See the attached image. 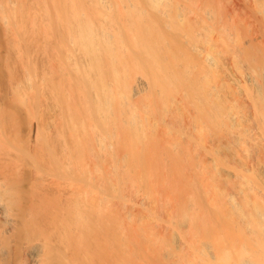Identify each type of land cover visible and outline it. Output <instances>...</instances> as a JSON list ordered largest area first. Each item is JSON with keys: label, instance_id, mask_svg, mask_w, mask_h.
I'll return each instance as SVG.
<instances>
[{"label": "rangeland", "instance_id": "rangeland-1", "mask_svg": "<svg viewBox=\"0 0 264 264\" xmlns=\"http://www.w3.org/2000/svg\"><path fill=\"white\" fill-rule=\"evenodd\" d=\"M122 1L137 33H128L134 43L124 42L120 59L149 87L111 113L95 111L86 90L89 140L79 157L70 129L84 133L73 110L81 96L73 93L72 70L58 67L64 51L57 45L81 69L86 56L54 24L48 34L40 31V0H0V201L6 205L0 264H27L34 242L42 264H64L61 258L67 264H216L203 254L207 243L226 252L224 261L237 258L234 214L222 198L229 185L214 176L209 157L230 129L260 130L263 110L246 72L264 69V0H157L155 8L147 0ZM16 22L22 30L13 29ZM111 25L121 27L118 20ZM59 75L72 91L68 105L50 90L62 86ZM121 126L136 140L134 155ZM250 141L257 144L246 138L239 145L247 157L254 154ZM78 157L81 170L74 167ZM74 186L85 197L74 200ZM73 201L81 225L68 233L52 216L59 212L68 223Z\"/></svg>", "mask_w": 264, "mask_h": 264}, {"label": "bare ground", "instance_id": "bare-ground-1", "mask_svg": "<svg viewBox=\"0 0 264 264\" xmlns=\"http://www.w3.org/2000/svg\"><path fill=\"white\" fill-rule=\"evenodd\" d=\"M147 1L153 8L157 6L155 3L157 0ZM40 2L42 10V12H40L42 22L40 21V24H38L40 31L48 34L54 24L64 36H67L71 40L76 50L87 58L86 68L84 67L85 69H81L75 59H73L75 61H72L70 64L68 60L69 53L66 57L67 53L64 55L66 52L64 46L61 44L57 45L59 50L61 49L64 51H62V57H57L58 67H63V69L60 68L61 70L65 68L72 70L74 77L70 81L73 80L75 84L73 93L81 96V100L73 105V110L79 114V117L83 120L82 126L78 125L81 129H78L79 131H83L82 129H84V133L81 132L82 134L79 137L80 133L78 134L77 130L76 132L75 130L73 131V125L72 129H70L74 138H76L74 142L75 152H77L76 155L80 157L81 153L84 152L83 147L86 146L84 145L85 142L87 144L89 140V134L86 132L88 129L86 128L88 127L87 125H89L87 114L89 115L91 111L89 107L91 106L88 102L87 105L83 103V99L87 97L85 93L86 90L93 92L91 98L94 99L93 106L95 111L98 109L101 110L102 108L100 107H103L105 108L103 111L111 113L120 111L124 106L123 101L127 100V98L137 99L143 96L146 89L149 87V83L143 75L133 72V74H130L131 72H128L125 62L120 59V57L124 55V42L134 43L133 38L130 36L132 35L130 31L137 33V30L131 27L132 22L128 20V11L122 0H110V2L108 0H87V2L86 0H40ZM49 7L53 10V15L50 17L48 16ZM21 8L18 10V15L21 12L20 15L22 16V11H25L26 8L24 6ZM16 13L17 11H11V17ZM34 17L35 15H33L31 19L29 18V22L32 21V26L30 23L29 27L31 31L35 29L33 26L36 27V21L34 22L32 20ZM136 17H138V15H136ZM35 20L38 19L36 18ZM114 20H118L121 27L112 29L111 24L114 23ZM19 23H14L13 29L15 31L22 30V24L21 22ZM120 30L121 34L119 32ZM128 33H130V35ZM125 34H127L126 37ZM140 47L143 46L140 45ZM140 47L139 49H141ZM142 49L147 52L145 48ZM132 61L137 62L136 59H132ZM259 68H257L259 71L252 68L246 72V80L250 87L255 89L253 92L257 93H255L256 95L253 94L255 96V103L259 101L258 104H260L261 108L258 107V109L263 110V112L258 110L262 121L260 130L259 127L255 132L249 129H230V131H227L226 136L217 137V142L213 148V154L209 157L211 162L210 168L214 171V176L224 185L226 184V187L227 183L229 185V188H225L223 194L222 190L218 187H216L218 189H214V191L217 193L220 192V194L224 196L222 197L223 203L234 214V221L231 224L234 234L232 246L237 249V258L232 262H226L223 260L226 256L225 251H220V253H218V250H215L210 243L205 244L203 254L210 259H214L216 264H264V144L261 147L258 145V140L264 141V93L261 91V89H264V69ZM135 69L136 66L134 65L132 71H135ZM59 76L57 81L59 79L58 82L60 84L63 83L62 86L55 83L53 85L50 84V90L55 94L59 102L63 105H68L70 92L72 94L71 90H64V87L68 83L66 82L65 84L64 82L68 81V78L65 80V77L64 79L62 75ZM154 78L157 77L154 76ZM60 79L62 80L60 81ZM156 81V79H152L151 83H156ZM63 85L65 86L63 87ZM114 102L117 103L113 104ZM85 121L88 122L87 125ZM108 121L109 125L113 123L110 119ZM121 128L123 130V143L128 151H132L131 154L134 155L136 152L134 151L136 148V140L127 128L123 126H121ZM137 136L138 135H136V137ZM141 138L140 135L139 140ZM220 138L222 140L219 141ZM246 138H248V141L249 138H253L257 143L254 145L259 146L254 150V145L252 147L251 141L249 142L251 145L247 143L253 148L250 149L251 152L254 151V154H251L249 151L251 155L248 157L246 156L247 154L245 155L246 151L242 150L243 148L241 147V145L244 147ZM222 141L224 144L221 143ZM225 143L230 144L228 145L230 147L236 146V148L233 147V150L229 147L232 151L235 150L236 153L232 154V151L230 152V150H228L229 148L227 145L228 151L224 148L225 151L223 146H221V144L225 145ZM245 148L249 149L246 145ZM240 150L244 152L242 153ZM225 153L229 154V157L232 155V157H234L232 158L233 160L230 159L231 157L228 158ZM238 153H241V155L243 154L246 158ZM79 157L75 160V170H81V168L78 167L81 163ZM72 194L75 200L76 198H81V196L85 197L87 193H85V191H80L77 186H74ZM214 205L216 209H221L220 207H222L220 204ZM94 207V205H89L91 209H94ZM77 212L76 202L73 201L72 206H70L67 211V213L71 214L72 220L69 219V222L64 224L59 221V217L61 216L59 212H56L52 216L53 224H60L62 227L66 226L67 232L73 233L72 231L76 230L81 225V222L78 220ZM0 215H6V205L2 201H0ZM181 218H183L182 214ZM180 222L182 223V220ZM66 235V231L62 230L60 237L65 238ZM214 250L216 252H214ZM40 252V244L34 242L29 250L30 260L29 262L27 261V264H42ZM61 261L64 264L68 262L63 258H61ZM69 262L70 264H74L73 261Z\"/></svg>", "mask_w": 264, "mask_h": 264}]
</instances>
